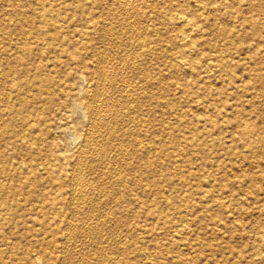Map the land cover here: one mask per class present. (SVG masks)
Segmentation results:
<instances>
[{
	"label": "rangeland",
	"instance_id": "374dc122",
	"mask_svg": "<svg viewBox=\"0 0 264 264\" xmlns=\"http://www.w3.org/2000/svg\"><path fill=\"white\" fill-rule=\"evenodd\" d=\"M263 206L264 0H0V264H264Z\"/></svg>",
	"mask_w": 264,
	"mask_h": 264
},
{
	"label": "bare ground",
	"instance_id": "6f19581e",
	"mask_svg": "<svg viewBox=\"0 0 264 264\" xmlns=\"http://www.w3.org/2000/svg\"><path fill=\"white\" fill-rule=\"evenodd\" d=\"M133 3H134V2H133ZM229 5H231V4H229ZM229 5H228V6H229ZM187 6H188V5H187ZM114 8H115V7H114ZM172 13H173V12H172ZM168 14H169V13H168ZM170 14H171V13H170ZM176 15H177V14H176ZM178 15H180V14H178ZM169 16H170V15H169ZM184 17H185V16H184ZM181 18H182L181 16H180V18H178V16H177V18H175V19L179 20V19H181ZM187 18H188V17H187ZM124 19H125V17H124ZM129 19H130V18H129ZM171 19H172V18H171ZM185 19H186V18H185ZM181 20L183 21V23L186 22V20H183V19H181ZM187 20H188V19H187ZM189 21H190V20H189ZM123 23H124V22H123ZM189 23H190V22H189ZM108 24H109V23H108ZM191 25H192V24H191ZM191 25H190V26H191ZM117 27H118V26H117ZM181 27L183 28V26H181ZM188 27H189V26H188ZM188 27H185V29L188 28ZM120 28H121V27H120ZM190 28H192V27H190ZM130 29H131V28H130ZM180 30H181V29H180ZM191 30H192V29H191ZM188 31H189V29L183 30V32H182V34H181V35H182V36H181L182 38H181V37H179V38L182 40L184 37H186L185 35H188V34H187ZM119 32H120V31H119ZM189 33H190V31H189ZM118 35H119V34H118ZM102 37H103V36H102ZM126 37H127V36H126ZM180 39H179V40H180ZM181 40H180V42H182L184 39H183L182 41H181ZM132 41H133V40H132ZM129 42H130V41H129ZM129 45H130V44H129ZM131 46H132V45H131ZM99 48H100V47H99ZM181 49H182V48H181ZM186 49H187V48H186ZM114 52H115V50H114ZM104 54H105V53H104ZM176 60H177V59H176ZM208 62H209V61H207V63H208ZM103 67H104V66H103ZM130 68H131V67H130ZM211 71H212V69H211ZM111 72H112V71H111ZM102 81H103V80H102ZM104 81H105V80H104ZM82 82H83V81H82ZM82 82H81V83H82ZM130 82H131V81H130ZM102 83H103V82H102ZM113 83H114V82H113ZM120 84H121V83H120ZM108 85H109V84H108ZM133 85H134V84H133ZM101 86H102V85H101ZM124 87H125V86H124ZM106 88H107V87H106ZM259 88H260V87H259ZM124 89H125V88H124ZM95 94H96V93H95ZM101 94H102V93H101ZM100 96H101V95H100ZM75 107H77V106H75ZM98 109H99V108H98ZM107 110H108V109H107ZM76 111H77V110H75V112H76ZM75 112H74V113H75ZM93 112H94V111H93ZM100 112H101V111H100ZM100 112H99V113H100ZM103 113H104V112H103ZM75 114H76V113H75ZM75 114H74V115H75ZM75 116H77V117L79 116V115H78V112H77V114H76ZM94 117H95V116H94ZM74 118H76V117H74ZM79 122H80V121H79ZM98 124H99V123H98ZM250 129H251V127H250V126H247V125H246L245 127H243V128L241 129V136H244V137L249 136V134H250ZM104 130H105V129H104ZM97 131H98V130H97ZM97 131H96V132H97ZM67 132H68V131H67ZM71 132H72V131H71ZM96 132H95V134H96ZM65 134H66V133H65ZM69 135H70V134H69ZM73 135H74V134H73ZM94 136H95V135H94ZM66 137H67V136H66ZM66 137H65V138H66ZM68 139H69V138H68ZM75 139H76V138H75ZM66 141H67V140H66ZM73 141H74V140H73ZM84 141H85V140H84ZM68 142H69V141H68ZM90 142H91V141H90ZM92 142H93V141H92ZM92 142H91V143H92ZM127 143H128V142H127ZM70 144H71V143H70ZM83 145H84V144H83ZM88 145H90V144H88ZM68 147H69V146H68ZM83 147H84V146H83ZM148 147H149V146H148ZM85 148H86V147H85ZM87 148H88V147H87ZM95 150H96V149H95ZM84 153H85V152H84ZM82 154H83V153H82ZM78 167H79V165L77 166V169H79ZM77 169H76V170H77ZM78 171H79V170H78ZM75 172H76V171H75ZM80 172H81V171H80ZM80 172H79V174H80ZM77 173H78V172H76L75 174H77ZM132 173H133V172H132ZM80 175H81V174H80ZM76 176H77V178L79 177V175H76ZM85 176H86V175H85ZM113 177H114V176H113ZM73 178H74V177H73ZM74 179H75V178H74ZM82 179H83V178H82ZM85 179H86V178H85ZM99 179H100V178H99ZM75 180H76V179H75ZM78 180L80 181V178H79ZM79 181H78V182H79ZM84 181H85V180H84ZM75 182H76V181H75ZM73 183H74V182H73ZM77 184H78V183H77ZM79 184H80V183H79ZM82 185H83V184H82ZM79 186H80V185H79ZM71 187H72V186H71ZM74 187H75V186L73 185V188H74ZM77 187H78V186H77ZM31 188H32V187H31ZM75 188H76V187H75ZM84 189H85V188H84ZM72 190H73V189H72ZM76 190H77V189H75V191H76ZM106 190H108V189H106ZM82 194H83V193H82ZM71 195H72V194H71ZM85 196H86V195H85ZM106 196H107V195H106ZM71 197H72V196H71ZM98 197H99V196H98ZM107 197H108V196H107ZM242 197H243V196H242ZM75 198H76V197H75ZM80 199H81V198H80ZM80 199H79V200H80ZM94 199H95V198H94ZM245 199H246V198H245ZM70 203H71V202H70ZM73 203H74V202H73ZM72 205H74V204H72ZM263 207H264V206H263ZM81 208H82V207H81ZM236 220H237V219H236ZM71 221H72V220H71ZM83 221H84V220H83ZM230 221H231V220H230ZM81 226H82V224H81ZM83 227H84V226H83ZM70 229H71V228H70ZM81 229H82V228H81ZM171 233H172V232H171ZM85 234H86V233H85ZM85 234H84V235H85ZM262 234H263V233H262ZM172 236H173V235H172ZM170 237H171V236H170ZM69 238H70V237H69ZM66 242H67V241H66ZM66 242H65V243H66ZM67 248H68V246H67ZM61 249H62V248H61ZM74 249H75V248H74ZM81 252H82V251H81ZM64 253H65V251H64ZM83 253H84V252H83ZM65 254H66V253H65ZM74 256H75V255H74ZM76 259H77V258H76ZM81 259H82V258H81ZM86 262H87V261H86Z\"/></svg>",
	"mask_w": 264,
	"mask_h": 264
}]
</instances>
